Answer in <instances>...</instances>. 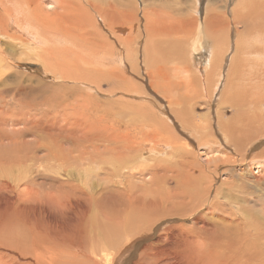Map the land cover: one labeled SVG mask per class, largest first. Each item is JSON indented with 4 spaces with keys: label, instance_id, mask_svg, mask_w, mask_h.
<instances>
[{
    "label": "rangeland",
    "instance_id": "1",
    "mask_svg": "<svg viewBox=\"0 0 264 264\" xmlns=\"http://www.w3.org/2000/svg\"><path fill=\"white\" fill-rule=\"evenodd\" d=\"M26 1L0 0V73L2 74L0 85H5V91L0 92V118L6 125L1 127L2 130H7V134L1 136H8L0 141V156L23 153L27 159L31 150L39 153L35 148L37 140H47L39 132L42 130L49 133L53 141L66 146L61 154L63 158H76L80 149L74 151L70 149V145L82 143L84 135L81 130L71 127L70 123H74L81 127L94 125L98 131H100L99 127L102 128L101 132L110 131L111 128L119 129V134L123 136L127 135L126 131L130 129L129 134L135 142L143 141L145 134L149 139L147 142L149 145L145 144L142 150L141 163L138 161L136 163L145 166L151 163V158L158 157L151 153V141L155 136L163 135L167 142L178 144L183 150L193 152L190 156L194 162L193 174L185 177V181L183 178L180 179V183L183 181L184 204L177 214H170L166 225L169 227L170 221L177 216L178 220L172 221L174 224L171 225H183L188 231V222L185 220L191 218L193 212L196 214L190 220L194 224L195 232L189 235L182 230L180 235L183 237H180L176 248L181 255L183 252L193 251L191 261L184 263L264 264V156H262L264 115L254 110L258 112L253 123V128L256 126V130L252 128L253 131H250L251 129L246 126L250 112L247 111L246 115H238L237 111L228 108L227 104L225 107L222 105V96L229 83L226 77L230 73L232 58L237 55L234 51L235 43L250 27L233 15L239 11L235 9L240 7L241 0ZM32 5L34 8L37 5L42 9L43 15L48 18L47 22L40 20L39 24L33 25L29 16L22 11V9L29 11L31 8L33 10ZM213 13L224 15L230 22L223 33H206L204 21L208 14ZM153 14L160 19L168 17L169 21L175 22L173 27L177 30L175 29L168 37L157 32V34L150 33L148 19L153 17ZM88 15L89 18L91 17L90 26L85 24ZM183 18L195 21L198 26L194 30L195 36L190 39L184 35L189 32L188 29L181 28L178 23L179 19L184 20ZM177 32L182 35H178ZM70 34L76 37H69ZM40 38L44 39L42 45L37 43ZM220 43L222 44L219 45ZM213 44L216 47H213ZM218 46L224 49H217ZM33 48L39 51L51 50L49 52L53 53L51 57L54 60L43 64L34 60L37 58L25 59V53L28 55V50ZM219 50L225 53V60L219 58L221 61L218 63L221 64V68L216 75L213 74L214 79H211L208 74L211 66L209 67L208 64L211 58L213 59L214 52L218 53ZM239 63L240 60L236 65ZM160 68L170 73L168 80L171 81L173 88L177 86L173 92L169 90L165 93L163 90L160 92L151 86L150 70L158 71ZM176 68L182 69L183 74L188 68L190 75L193 76L191 81L197 78L198 86L196 83L191 87L177 85L180 84V80L174 75ZM207 78L208 80L210 78L209 82ZM165 106L168 107V111ZM249 108L250 106L246 107L247 110ZM224 123L227 128L222 126ZM156 130L159 134H155ZM222 132L228 138L223 137ZM248 136L250 140L247 139ZM259 137L262 140H258ZM213 139L218 145L207 143L208 140L211 142ZM100 141L101 139L94 143L101 145ZM19 142L24 144L22 151H18ZM154 142L156 144V138ZM205 144L207 146L211 144L212 151L208 147L205 148ZM3 148L6 150L3 151ZM158 151L162 152L163 148L160 147ZM177 159L182 158L177 156ZM210 159L217 162L213 161L206 165ZM167 161L171 159L163 155L161 165L166 167ZM217 164L219 165L215 167ZM39 165L47 167L45 173L47 176H51L54 172L61 180L67 179L60 167L42 162L35 166ZM74 166L72 162L65 169L73 173V180L88 193L96 191L93 185L102 184L101 186L104 187L107 182L112 183L104 174L105 165H101L99 171H90L88 166H82L83 169L81 166L79 168ZM2 167L9 169L8 166H0V169ZM15 169H19V174L25 176L33 172L29 167ZM84 170L89 171L84 174ZM13 175L18 176V173ZM33 176L36 174L33 173ZM86 177L90 180V186L84 185ZM225 182L229 183L228 188L231 190L232 198L227 194L228 190L222 186ZM24 183L25 181L22 180L20 185ZM155 184L160 188L164 186L162 182ZM7 187L12 188L11 191ZM99 190L102 191L99 199L95 200L89 196L81 202L72 201V206L67 209L66 205L46 204L45 206L23 200V197L19 196L18 181L15 185L9 183L2 186L0 262L2 259L4 261L5 256V262L10 264L39 263L35 261L37 260L35 256H30L35 249L33 242L36 233L25 232L23 226L31 219H36L39 225L48 222V217L53 216L52 221L56 225H51L64 230L76 220L77 216H80V208H83L87 202H92L93 210L98 214L114 210L115 207L104 209L109 204L117 206L116 202L112 203L115 200H110L113 197L112 190L108 188ZM114 192L119 194L118 189ZM5 194L8 196L4 199ZM11 194H16L18 198ZM217 199L236 201L226 208L224 206L223 212L203 206V211L208 212L203 217L198 209L202 204L206 205ZM239 214H243L242 219L239 218ZM10 215H13V222L10 220ZM15 219L18 224H15ZM88 219L90 220V217ZM23 221L26 223L23 224ZM85 223L86 229L82 230L83 233H78L80 235L77 234V229L79 230L77 224H75L76 228L71 230L76 231L80 239L82 238V243L87 239L90 244L83 248L73 241L70 251L90 256L93 253L92 245H97L91 243L90 239L94 240V236L102 234L103 230L108 233V230L101 227L102 230L97 225L94 227L91 223L87 227ZM89 227L90 232L87 236L83 235L87 233ZM104 231L103 233L107 234ZM152 231L146 230L144 234L136 232L121 234L119 237H125L128 244L119 248L115 256L116 260L118 261L122 256L130 259L137 249H144L143 246L140 248L141 243L145 242V245L154 243L157 234L153 228ZM202 231L204 233H201ZM23 233L24 236L21 237L20 234ZM258 233L261 241L257 239ZM77 235L74 233L75 239H78ZM191 239L194 241V247L189 244ZM9 244H13V248L9 247ZM121 244L123 243L120 242L119 245ZM261 251L262 254L257 257ZM140 253L139 251L138 254ZM123 258V262L119 261L118 264H125ZM167 258L168 256L164 259ZM111 259L113 260V256ZM179 263H182L180 259Z\"/></svg>",
    "mask_w": 264,
    "mask_h": 264
},
{
    "label": "bare ground",
    "instance_id": "2",
    "mask_svg": "<svg viewBox=\"0 0 264 264\" xmlns=\"http://www.w3.org/2000/svg\"><path fill=\"white\" fill-rule=\"evenodd\" d=\"M31 7L34 8V5H32ZM36 7L38 6L36 5ZM36 7L33 10L31 8V10L29 11L28 9L27 11H25V9H22V11L23 13L29 16L33 25L36 23L39 24L40 20L47 22L46 19L48 18L45 15H43L42 9H40V7L36 9ZM235 10H239V11L233 14L234 17L237 20H241L243 24L250 25V27L241 36V39L235 43L234 51H236L235 53H237V55L236 57L232 58V64L230 65L229 68L230 73L228 74V77H226L229 83L226 86L225 93L222 96L223 99L222 105L225 107V104H227V107L232 109L233 111L236 110L238 115H246V113L250 112L249 115L250 117L247 118L246 126L251 129L250 131H253L252 130L253 123L255 117L258 116V112L260 111V113H262L261 115L262 116L264 115V0H241L240 7L236 8ZM89 16L90 15L87 16V21L85 23L86 25H89V23L91 22L90 19L91 17L89 18ZM154 16L155 15L153 14V17H150L148 19V26L150 33L164 34L166 37L171 36L176 29L175 27H173V25H175V22L169 21L168 17H163L160 19L159 17L157 18L156 16L155 17ZM183 19L184 20L179 19L178 23H180V26H182L181 28L188 29L189 32H187L184 35L187 39H190L195 36L194 30L198 26H196L195 21H191L186 18ZM204 22H205L204 29L206 30V33L211 32L214 34H219L221 32L223 33L230 25V22L226 19L224 15L217 13L208 14L206 16V21ZM77 30L78 29H76V31ZM177 33L178 35H182L180 34L181 31L180 33L179 32ZM70 36H75V35L70 34L69 37ZM78 38L79 37L77 36V39ZM43 41L44 39L40 38L37 41V43L42 45ZM221 44L222 43H220L219 45ZM214 46L215 45L213 44V47ZM219 48L224 49L218 46L217 49ZM49 51L51 50L42 49L41 51H39L37 48H33V50L30 51L28 50L29 52L28 55H26L25 53L24 58L25 59L26 57L32 59L37 58L34 60H37L38 62L43 64L45 63L47 64L48 62L50 63L54 60V58L51 57L53 56V53ZM215 52H214L215 55L212 56L213 59L211 58L208 64L209 67L211 66L210 71L208 73L211 79H214L213 74L216 75L217 71L221 68V64L218 63L219 61H221L219 60V58L220 57H222V59L225 58V53L222 52V50H219L218 53ZM239 60L240 63L236 65L237 61ZM48 66L50 67V64H48ZM75 68H77V66ZM177 68L174 69L176 72V74H174L175 77H179L180 80L179 81L180 84L177 85H180L181 87L183 85L185 87H191L193 86L194 83H196V86H198L197 78L194 81H191L193 76L190 75V70L188 71V68L187 70L184 71V74L181 72L182 69L180 70L179 68L181 72L179 73V70ZM166 71L167 70L165 69L164 71L163 68L158 69V71L150 70V74H151L150 84L152 87L157 89V91L161 92L163 90L165 93L166 91L169 90L173 92V89L177 88V86L175 88L172 87L171 81L168 80L170 78L169 76L170 73ZM219 74L222 75V73ZM0 75L2 74L0 73ZM225 76H223V78ZM209 80L207 78L208 82ZM196 86H194V88ZM0 87H1L0 92H4L5 85L1 84ZM196 88L198 89V87ZM249 106L250 108L247 110L246 107ZM165 109H167L168 111L167 106H165ZM254 110L258 112L256 113ZM70 125L72 128L81 130L84 135L82 139V143H76L70 145V149L74 151L80 149L79 154L76 158L73 159L63 158L61 154L63 153L66 146L53 141L49 133L40 130L39 132L47 140H43V139L37 140L35 148L39 150V153L35 152L34 150H31L29 152L30 156L27 159L25 158V155L23 153H16L14 155L5 154L4 156H0V166H8L9 168L7 169L6 167H2L0 169V189L2 188V186H5L9 183L15 185L16 181H18L19 196H22L23 200L27 202L31 201L32 203L35 202L40 203L45 206L46 204H53L55 206L66 205L67 209H70V207L72 206L71 204L72 201L81 202L84 199H87L89 196H92L95 200L96 198L99 199V194L102 192V191L100 192L99 189L108 188L112 190L111 196L113 197L110 200L112 201L115 200L114 202L112 201H108V202L109 203L116 202L115 204H117V206L115 205L110 206L111 204L109 205L106 204L108 205V207L106 206V208L104 209L108 210L109 207H110L109 209H111V207L112 208L115 207L114 210L112 209L109 210L112 213L110 212L109 214V211L106 210L107 212L104 213L99 212L98 214L97 212H94L93 210L94 208L92 207V202H87L83 206V208H80V212H81L80 216H77L76 220L71 225H69L70 223H68L69 225L68 228L67 229L65 228L64 230H61L60 228L51 225V224L56 225L52 221L53 216L48 217V222L41 223L39 225L37 224L38 221L36 219H31L28 222L27 220H25L27 223L23 221V224L26 223L25 225H23L25 232L34 231L36 233L34 234L35 238L33 237L35 240L33 242L35 249L32 250L35 255L33 254V252H31L30 256H35L36 258L35 257L34 258L37 259L35 261H38L39 262V263L37 262L38 264H118L119 261L120 263L123 262L122 261L123 256L121 258L119 257L120 259L118 261L116 260L115 256L117 255V252L120 250L119 248L121 246H125L128 244V240L125 237L122 236L119 237V236L121 234H130L135 232L137 234H144V231L147 230L151 232L153 228V230L157 234L156 241L148 245H145V242L141 243L140 248L141 246H143L144 249H140V250L135 249L136 251L135 253H133V256L130 259L123 258L126 261L125 264H185L184 261H191V256L193 254L192 250H190L187 253L183 252V255H181L179 254V251L176 250V248L178 246V242L180 241L179 240L180 237H183L180 235L182 230L187 232L189 235L195 232L194 224L190 221L191 218L196 215L195 212L191 214V218L185 220L186 222H188V228H189L188 231L185 229L183 225L182 226L171 225L174 224V222L172 221L178 220L177 216H175L170 221L169 227H166V225L168 224V218L171 216L170 214L172 213L177 214L181 210V206L184 204V201L182 200L183 198L182 183L183 181L186 180L185 177H190L193 174L194 162L190 159V156L192 155L193 152L189 150H183L181 146L178 144L174 145L171 142H167V140L163 135L161 137L155 136L154 139L156 138V144L153 139V141H151L152 143L151 153L154 155H158V157L151 158L150 159L151 163L142 166L136 163L137 161L138 163L139 162L141 163L140 157H142L143 154L142 150L145 144L149 145L147 143L149 139L145 134L143 135L145 141L144 140L141 142L138 141L139 142L138 143L131 138V134H129L130 129L126 131L127 135L123 136L119 134L118 132L119 129L111 128L112 130L110 131L101 132L102 128L99 127L100 131H98L97 130L98 128L97 127H96L97 129L94 128V125H90L88 127H81L80 125H76L74 123H70ZM224 125L225 123L222 124V126L224 128H227V125L226 126ZM2 126H6V125H4L3 120L0 118V141L4 138H8V136H1L7 134V130H2L1 128ZM253 129L256 130V126ZM134 130L136 131V129ZM158 132L159 131L156 130L155 134ZM222 134L223 137L228 138V136H226L224 132H222ZM100 139H101L100 142L102 143L101 145H97L94 143L99 141ZM247 139L250 140L251 138L248 136ZM259 139L262 140L261 137H259L258 140ZM207 143L217 144L214 139L211 142L208 140ZM209 145L208 146L206 145L205 148L208 147V149L210 150L212 148V145L211 144ZM23 147L24 144L19 142L18 151H22ZM160 147L163 148L162 152L158 151ZM4 150L6 149L3 148V151ZM163 155H167L168 158L171 159V161H167L168 165L166 167L161 165ZM177 156L181 157L182 159L178 160ZM262 156H264V151L262 152ZM213 161L217 162L216 160ZM213 161L212 159H210L206 165L212 163ZM220 161L222 160L220 159ZM40 162L45 164L56 165L60 167L62 171L66 174L67 179L65 181L61 180L58 177V175L55 174L54 172L53 174H51V176H47V174H45L47 173L46 166H41V165L35 166L37 163ZM72 162L75 165L74 167L77 166L79 168V166H81V169H83L82 166H86V167L88 166L89 167L88 169H90V171H99L100 166L105 165L104 174L108 179H111L112 183L107 182L105 185H103L104 187L101 186L102 184H98L96 186L93 185L94 191L95 190L96 191L92 193H88L84 191L80 186V184L76 183L73 180V173L65 169V167L69 166L70 163ZM218 165L219 164L215 165V167H217ZM16 167H29L30 170H33V172L26 174L27 176H25V174L21 175L19 174V169H15ZM40 168H42L43 170H40ZM88 171L89 170L87 171L84 170V174H87ZM15 173H18V176H14L13 174ZM33 173H35L36 176H33ZM182 178L183 181H181L180 183V179ZM38 179L39 181H37ZM22 180L25 181V183L20 185ZM155 182L158 183L162 182L164 186L160 188L155 184ZM84 185L85 186L91 185L90 180L87 177L85 178ZM239 185H243V183H239ZM222 186H224L226 190H228L226 192L232 198L231 190L228 188L229 183L225 182L222 184ZM7 189L11 191L12 188L7 187ZM117 189L119 194L114 192V190ZM11 195H16V194H11ZM11 195H9V197ZM7 196L8 195L5 194L3 198L5 199ZM17 198L18 197L16 195V199ZM234 201L236 200L230 199L224 201L221 199H217L215 201L207 203L206 205L202 204V207H200L198 210L199 212H201V215L205 217L208 214V212L203 211V206L223 212L224 206L226 208V206H229V204ZM116 209H118V211H116ZM19 214H21L20 210H19ZM13 215L12 216L10 215L11 221L14 219V218L12 219ZM88 216L90 217L91 222L88 219L89 218ZM238 216L240 219L243 218V214H239ZM20 217L19 220L21 223ZM6 219L9 218L7 217ZM86 219H88V221L94 227L97 225V227L99 226L100 228L102 227L108 230L107 233V231H104L101 228L107 234H104L102 231V234L100 233V235H97L95 234L97 232H95L94 234L97 235V237L93 235L95 238L94 240L90 239L88 236V238L91 240V243L97 244L96 246L92 245L93 255L91 254L90 256L82 255L83 253L70 251L73 241L80 244L83 248L86 245L90 244V243L88 244L89 241L86 239L87 237L83 236L88 241L87 242L85 240L87 244H84L85 242L82 243L81 241L82 238L80 239V236H78L80 235L78 233L80 232L83 233L82 230L84 228L86 229V227L84 226ZM88 221H86L85 223L87 224V227L91 225L90 223H87ZM15 224L18 223L16 222ZM75 224H77L79 227V230L77 229L78 235L76 234V231L71 230L75 227ZM145 225H150V226L146 227ZM90 229H91L90 227L89 229L87 228V233L84 231L85 233L83 235L86 234L87 236V234L90 232ZM74 233L75 235L78 236V239H75L76 236L74 238ZM145 233H149V232H145ZM152 233L153 231L151 232V234ZM201 233H204V231H202ZM20 236L23 237L24 233L20 234ZM146 238H148V236ZM31 239L30 241L33 240ZM257 239L260 240L259 233L257 235ZM79 240L81 242H78ZM120 242H122L123 244L119 245ZM189 244L194 247L193 239L190 240ZM12 246L14 245L9 244V247ZM1 247L2 245L0 246V248ZM138 250L141 252L140 254H138L139 252ZM163 253L168 254L167 259H164L167 256H165L166 254L164 255ZM160 254H162V256L164 255L165 257L163 256L164 257L163 258ZM261 254L262 251L257 254V257L258 255L260 256ZM109 255L110 257H108ZM111 256H113V260L111 259ZM3 258L4 261L2 259V262H0V264H10L5 262V258H6L5 256ZM101 258H103V260H101ZM171 258L173 261L171 260ZM179 259L180 262L182 261V263H179ZM169 260H171V262Z\"/></svg>",
    "mask_w": 264,
    "mask_h": 264
}]
</instances>
